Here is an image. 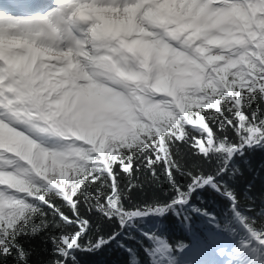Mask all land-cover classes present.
I'll return each mask as SVG.
<instances>
[{
    "label": "snow or ice",
    "instance_id": "snow-or-ice-1",
    "mask_svg": "<svg viewBox=\"0 0 264 264\" xmlns=\"http://www.w3.org/2000/svg\"><path fill=\"white\" fill-rule=\"evenodd\" d=\"M258 151L264 0H0V264H264Z\"/></svg>",
    "mask_w": 264,
    "mask_h": 264
},
{
    "label": "trees",
    "instance_id": "trees-1",
    "mask_svg": "<svg viewBox=\"0 0 264 264\" xmlns=\"http://www.w3.org/2000/svg\"><path fill=\"white\" fill-rule=\"evenodd\" d=\"M251 166V171H249L245 167V174L247 176H255L258 173L260 174V176H264V151H258L252 156ZM131 195L134 202H141L144 199H150L153 195L159 196L161 199L164 198L162 189L147 185L143 186L142 189L134 190ZM205 195L207 198V194ZM196 202L199 203L198 201ZM204 206L207 207L209 210H212V208L214 207L212 203H206ZM168 236L170 241L172 242L184 238L179 224H170V231L168 233ZM34 243L38 242L34 241ZM48 247L49 249H51L50 243ZM43 258L45 260L48 259L47 256H43ZM77 260L79 261V264H125L126 254L122 250L113 246L112 248H106L104 250L94 253H77Z\"/></svg>",
    "mask_w": 264,
    "mask_h": 264
}]
</instances>
